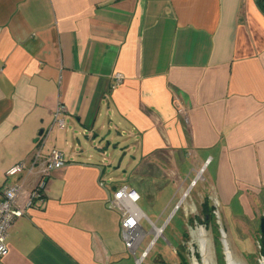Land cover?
<instances>
[{"label":"crops","instance_id":"crops-1","mask_svg":"<svg viewBox=\"0 0 264 264\" xmlns=\"http://www.w3.org/2000/svg\"><path fill=\"white\" fill-rule=\"evenodd\" d=\"M263 8L264 0H0V192L21 182L25 204L40 167L6 171L39 145L66 158L43 200L8 228L2 264H120V213L108 206L116 184L102 165L116 137L156 185L182 187L184 175L206 172L192 208L207 200L214 215L254 219L264 199ZM60 103L63 127L54 122Z\"/></svg>","mask_w":264,"mask_h":264},{"label":"rangeland","instance_id":"rangeland-1","mask_svg":"<svg viewBox=\"0 0 264 264\" xmlns=\"http://www.w3.org/2000/svg\"><path fill=\"white\" fill-rule=\"evenodd\" d=\"M105 143L106 141L102 145ZM122 144L116 137V141L111 143L102 156L104 179L108 183L113 180L116 185L134 186L140 193L137 206L147 219L144 217L140 221L143 230L139 234L141 242L135 255L126 250V256L120 264H156L160 259L168 264H179L176 254L178 250L185 253L188 264H218L219 260H223L225 264V249L226 252L229 251L231 259L239 264H261L264 255L261 252L260 218L264 214V199L254 209V219L234 218L226 212L222 214L221 208H217L215 219L204 223L201 209L192 208L191 205L198 193L208 187L204 179L200 178L201 174L205 177L206 172L199 173L196 179V170L192 171L190 177L183 174L182 183L187 181L182 187H178V184L173 186L167 181L156 185L150 176L138 173L139 161L133 159L130 152H123L120 147ZM144 167L149 173L147 163ZM193 178L195 182L188 188ZM163 183L165 185L158 189ZM187 188L188 190H184ZM181 197H184L183 200L173 212L174 205ZM187 216L192 218L191 223ZM148 220L156 228H162L156 238L154 233L157 231L155 228L151 229ZM215 226L218 228V237L215 236ZM146 249V256L136 263L135 257L140 259L141 252Z\"/></svg>","mask_w":264,"mask_h":264},{"label":"built area","instance_id":"built-area-1","mask_svg":"<svg viewBox=\"0 0 264 264\" xmlns=\"http://www.w3.org/2000/svg\"><path fill=\"white\" fill-rule=\"evenodd\" d=\"M264 12V8H263ZM2 68L0 67V72ZM114 84H117L122 79V73L119 71L113 74ZM65 110V105L60 103L54 113V122L60 127L64 126V121L58 118L60 112ZM66 162L65 154L57 148H52L48 152H43L42 145H39L29 160L20 161L11 166L7 171V176L18 174H29L36 167L39 169V179L34 187L27 195L26 202L23 206L17 203L18 195L22 189L21 182L5 183L1 187L0 192V264L2 257L7 253L6 237L7 231L13 221L22 216L26 207L30 206L35 201H42L46 188V181L49 173ZM103 182V181H102ZM195 181H193L194 183ZM139 193L127 184L115 185L110 189L108 198V206L116 208L120 213L119 232L126 249L135 255V251L139 245L140 232L143 230L140 221L145 217L143 212L137 206ZM146 218V217H145ZM147 219V218H146ZM149 221V220H148ZM151 229L153 223L149 221ZM162 228L160 227V232ZM155 238L157 236H154ZM153 243V242H152ZM147 254V249L141 252V258ZM135 261L137 258L135 257Z\"/></svg>","mask_w":264,"mask_h":264},{"label":"trees","instance_id":"trees-1","mask_svg":"<svg viewBox=\"0 0 264 264\" xmlns=\"http://www.w3.org/2000/svg\"><path fill=\"white\" fill-rule=\"evenodd\" d=\"M213 210H214L213 206L209 205V203H208L207 200H205L202 203L201 212L203 214V222L204 223H206L209 219H215V215L213 213ZM191 221H192V218L189 219V222L190 223H191ZM215 229H216L215 236L218 237V231H217L218 228H216V226H215ZM217 237H216V241H218L217 240ZM218 250H220V249H218ZM261 252L264 255V249L262 248V244H261ZM176 254H177L178 258H179V264H188V261L186 260L185 253L183 251L178 250L176 252ZM156 264H168V263L165 260L160 259V260L157 261ZM218 264H224L223 263V260H219V263Z\"/></svg>","mask_w":264,"mask_h":264},{"label":"water","instance_id":"water-1","mask_svg":"<svg viewBox=\"0 0 264 264\" xmlns=\"http://www.w3.org/2000/svg\"><path fill=\"white\" fill-rule=\"evenodd\" d=\"M42 133H43V128H40L38 131L37 137L33 141H37L38 137L41 136ZM260 232H261V244H262V248L264 249V214L260 218ZM224 254H225V264H239L231 258L230 260L228 259L226 249L224 251ZM261 264H264V258L261 261Z\"/></svg>","mask_w":264,"mask_h":264},{"label":"bare ground","instance_id":"bare-ground-1","mask_svg":"<svg viewBox=\"0 0 264 264\" xmlns=\"http://www.w3.org/2000/svg\"><path fill=\"white\" fill-rule=\"evenodd\" d=\"M153 228L156 229L157 232L154 233V235L157 236V235L159 234V232H160V228H156L155 226H153ZM153 228H152V229H153ZM140 234H141V232H140ZM226 253H227V257H228V259L230 260L231 256H230V254H229V251L226 252ZM141 259H142V258L137 259L136 263H139Z\"/></svg>","mask_w":264,"mask_h":264}]
</instances>
